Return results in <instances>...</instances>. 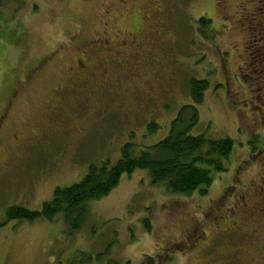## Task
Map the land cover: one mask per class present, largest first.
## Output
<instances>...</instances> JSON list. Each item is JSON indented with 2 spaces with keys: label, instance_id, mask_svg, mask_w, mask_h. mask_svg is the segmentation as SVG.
<instances>
[{
  "label": "rangeland",
  "instance_id": "1",
  "mask_svg": "<svg viewBox=\"0 0 264 264\" xmlns=\"http://www.w3.org/2000/svg\"><path fill=\"white\" fill-rule=\"evenodd\" d=\"M238 1L0 0V108L38 60L66 49L26 84L0 131V264H68L84 256L89 264H161L164 252L169 264H264V241L238 242L219 231L232 195L261 168V156L253 154L264 138L250 79L233 76L259 46H246L249 23ZM104 29L115 45L132 33L138 53L107 78L89 77L87 83L100 81L89 93L79 75L57 90L76 48ZM103 56L98 50L89 57L98 74ZM190 79L209 82L192 132L233 141L226 172H212L203 195L170 193L136 169L87 203L79 230L59 218L6 219L9 206L38 211L56 187L78 182L90 165H113L124 143L143 148L166 136L179 108L192 104ZM149 124L157 125L152 133Z\"/></svg>",
  "mask_w": 264,
  "mask_h": 264
},
{
  "label": "trees",
  "instance_id": "2",
  "mask_svg": "<svg viewBox=\"0 0 264 264\" xmlns=\"http://www.w3.org/2000/svg\"><path fill=\"white\" fill-rule=\"evenodd\" d=\"M199 22L206 25L208 21L201 18ZM189 81L192 104L179 108L166 136L143 148L131 142L124 143L113 165L107 160L90 165L78 182L56 187L50 200L43 202L38 211L9 206L4 211L6 219L27 221L39 217L49 221L59 218L71 231L79 230L88 211L87 203L104 197L115 188L122 175L136 169L146 170L151 183H165L170 193L193 194L198 190L203 195L212 182L211 173L226 172L233 141L229 137L211 139L205 131L192 132L199 121L196 105L201 104L209 82L204 79ZM147 127L148 133L157 129L156 124ZM143 228L150 231L147 220L143 221ZM88 261L89 256H84L71 264H89Z\"/></svg>",
  "mask_w": 264,
  "mask_h": 264
},
{
  "label": "flooded vegetation",
  "instance_id": "3",
  "mask_svg": "<svg viewBox=\"0 0 264 264\" xmlns=\"http://www.w3.org/2000/svg\"><path fill=\"white\" fill-rule=\"evenodd\" d=\"M238 2H242V5L240 6V10H242L241 16H243L247 23H249L248 34L251 39L247 41L246 46H249L250 43L253 44L257 41L259 42V46L256 48L257 53L254 54V49L253 54L245 63L246 65L243 68L238 66L237 68L239 72H234L233 76L237 77V74L240 73L243 77L245 76L246 79H250V84L252 85L250 90H252V93L249 97H252L251 99L254 101L252 103L254 107L261 111L259 112L257 110L259 114L261 113L264 130V0H242ZM148 3L149 2H147V4ZM152 3L155 4V2ZM155 6L156 5L152 6V8H155ZM106 31L107 30L104 29L100 35H97L96 39L91 41L89 40L76 48L72 54V61L69 63L70 66L68 65L66 68V79H59L58 85L60 87L57 90H62L69 84V75H79L81 78L85 79L82 86L86 91L83 92L89 93L92 89L100 86V81L93 84L87 83L88 81H92L88 80L89 77H96L100 75V77L107 78L111 69H116L118 66L124 67L122 65L123 62L138 53V46L140 42L137 41L132 33L130 34V32H127V37L124 38L125 40L120 39V43L115 45ZM154 37L155 29L153 31V38ZM98 50L104 54L102 61L98 63V69L100 70L99 74L92 70L89 63L91 52H96ZM65 52L66 49L60 51L53 50L52 52L47 53V55L42 57V60H38L32 70L25 76L26 78L21 86L18 85L11 88V94L8 101L0 108V131L6 124L14 99L22 93L26 84L32 80L33 76L43 72L44 68L47 66L46 64L54 60V58L62 56V53L64 55ZM75 53L78 54L75 57L76 60H73ZM223 68H225V64L223 65ZM236 84L241 86L239 83ZM241 87L243 88V86ZM230 94L235 95V92H230ZM234 101L243 105L248 104V102ZM76 131L79 130L76 128ZM12 138L16 141L18 140V135L13 133ZM259 144L261 145V150L258 153H254L253 156H261V168L257 172L256 176L249 180L246 186H241L243 188L242 190H238L232 195L233 208L230 209L228 207L226 210L227 215L221 217L222 219H227V223L223 226L224 230L219 231H222L228 236L230 235L236 237V239L240 240L238 242L251 237L256 240L257 243L264 241V138L260 140ZM217 226H219V228L221 227L219 224H217ZM190 236L193 240H197L195 245L200 242V237L196 234H190ZM230 244L235 247L238 246V244ZM260 245L259 251L262 252L263 245ZM207 247L208 244L201 247L202 251H205ZM168 256H170V254L167 252H164L163 254L160 253V263L169 264ZM234 256L235 254L229 255V261L231 260L230 257ZM235 260L236 259H234V261ZM68 264H71V262Z\"/></svg>",
  "mask_w": 264,
  "mask_h": 264
}]
</instances>
